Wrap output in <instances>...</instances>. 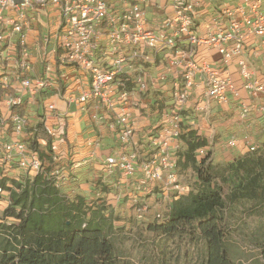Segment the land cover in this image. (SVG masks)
Wrapping results in <instances>:
<instances>
[{
	"label": "built area",
	"instance_id": "obj_1",
	"mask_svg": "<svg viewBox=\"0 0 264 264\" xmlns=\"http://www.w3.org/2000/svg\"><path fill=\"white\" fill-rule=\"evenodd\" d=\"M148 2L0 0V219L13 203V182H32L44 172L42 152L54 165L48 179L60 187L62 170L55 163L64 156L66 122L54 104L45 102L48 90L58 89L59 79L68 90L80 92L73 97L65 90L69 103L84 108L92 99L97 109L113 115L108 128L122 152L107 157L105 169L110 174L117 168L131 186L127 206L138 223L147 221L151 213L163 223L172 203L192 190L178 160L183 152L181 129L195 126L184 112L199 87L204 95L195 111L207 114L212 104L224 111L236 102L237 120L245 122L256 114L263 119L264 133V71L253 63L258 56L264 60V1L242 0L234 8H221L203 36L196 33L202 0H167L169 12L156 24L148 20ZM195 47L214 49L220 59L196 61ZM161 53L169 62L157 78L139 71L130 75L134 63L153 65ZM233 74L242 80L244 99ZM168 79L171 101L159 106L161 119L143 143L133 111L143 105L149 84ZM96 119L104 121L105 114ZM26 136L29 140L23 141ZM241 143L247 153L258 149L248 135L231 137L225 148L233 150ZM207 151L208 146L196 151L197 161ZM155 189L159 199L146 202V194ZM5 221L19 223L10 217Z\"/></svg>",
	"mask_w": 264,
	"mask_h": 264
},
{
	"label": "trees",
	"instance_id": "obj_2",
	"mask_svg": "<svg viewBox=\"0 0 264 264\" xmlns=\"http://www.w3.org/2000/svg\"><path fill=\"white\" fill-rule=\"evenodd\" d=\"M180 141L179 171L191 172L194 185L172 203L166 221L148 231L166 237L187 231L202 242L199 264H235L225 241L222 185L228 187L230 205L264 202V144L225 166H212L209 156L196 159L208 142L195 130L183 126ZM41 157L43 173L32 182H13V203L0 219V264H133L117 255L113 210L63 195L47 177L54 168L50 156L42 152ZM7 217L19 223L7 224Z\"/></svg>",
	"mask_w": 264,
	"mask_h": 264
},
{
	"label": "crops",
	"instance_id": "obj_3",
	"mask_svg": "<svg viewBox=\"0 0 264 264\" xmlns=\"http://www.w3.org/2000/svg\"><path fill=\"white\" fill-rule=\"evenodd\" d=\"M168 6L167 0H149L147 10L150 23L159 22L164 17V13L169 12ZM225 6H228L226 0H205V4L203 3L202 8L198 10L199 19L196 30L198 36L205 34V28L211 24V19ZM36 30L38 29L36 28ZM33 41L34 35L32 34L29 37V42L32 43ZM252 57L249 52V58L252 59ZM194 59L215 63L220 59V56L214 49L195 47ZM168 62L166 54L161 53L153 65L141 66L138 62L134 63L132 69L129 70L130 75L132 76L139 71L147 73L151 78H157L159 73L166 69ZM253 63L257 68L264 71V60L261 57L255 58ZM35 69L36 74L39 75L42 71V65L39 61L36 63ZM175 70L177 71V68L172 66L174 73H176ZM68 71L74 72L70 67ZM169 82L168 79L167 82L149 84L147 94L143 96V105L133 111V121L139 128L138 138L143 143L147 141L146 136L161 119L159 106L171 101ZM72 83H74V78ZM56 85L58 89L48 90V95L45 98H49L45 99V102L52 103L51 100L56 99L59 105L63 106L62 110L57 111L66 122L64 144L61 146L64 156L55 163V167L62 170L58 189L69 198L81 196L91 204L104 202L113 210V213L118 209L129 212L126 196L131 191V186L125 182L117 168L108 174L104 163L107 157L117 156L122 152L115 134L108 128V125L114 122L113 115L97 109L92 99L84 108L75 105V103H69L68 98H64L65 90L67 94L73 97H77L80 92L76 88H74L75 92L68 90L67 83L63 79H59ZM168 93H170V98H167ZM203 95L202 89L199 87L193 94L186 112H184L185 119H188L189 123L195 122V126L189 127V129L195 130L209 144L211 140L223 139L227 142L233 136L242 139L244 135L253 139V143L257 147L262 143L264 144V133L260 126L263 119L260 116L254 114L247 121L240 122L237 120L236 102H232L224 111L215 107L214 104L207 114L195 111V106L202 102ZM240 96L242 99L246 98L244 92L240 93ZM64 103H67L66 107H64ZM38 108V112L42 113L43 109ZM98 114H105V120L98 121L96 119ZM229 152H232L233 157L236 155L234 158L231 156L228 158L230 162L248 154L242 143ZM79 192H82L81 195ZM146 195L144 200L151 204L159 199L157 189ZM130 217H132L131 214Z\"/></svg>",
	"mask_w": 264,
	"mask_h": 264
},
{
	"label": "rangeland",
	"instance_id": "obj_4",
	"mask_svg": "<svg viewBox=\"0 0 264 264\" xmlns=\"http://www.w3.org/2000/svg\"><path fill=\"white\" fill-rule=\"evenodd\" d=\"M241 1L226 0L231 8ZM202 2L205 4V0ZM42 19L45 20V18ZM35 27L39 28L38 25ZM232 78L235 87L242 93V80L239 74H233ZM167 98H170V93L167 94ZM51 102L54 103L56 110H62L63 106L59 105L56 99H52ZM66 106L67 103H64V107ZM22 140H29V137L26 136ZM262 144L258 145V148ZM225 145L226 142L223 139L211 140L206 157L209 156L208 162L212 166H225L231 163L228 158L233 155L225 148ZM184 176L193 187L195 178L191 172ZM81 193L79 192L80 195ZM222 194L225 200L223 211L225 241L233 262L235 264H264V202L258 204L242 202L238 205H230L229 190L225 185H222ZM152 214L148 215L147 221L138 223L130 217V213L126 210L118 209L114 213L116 230L113 239L120 259L133 264H199L203 256L202 242L196 238L192 240L187 231L172 237L149 232V225L161 223L155 220Z\"/></svg>",
	"mask_w": 264,
	"mask_h": 264
}]
</instances>
